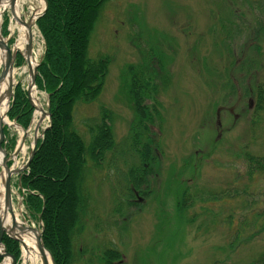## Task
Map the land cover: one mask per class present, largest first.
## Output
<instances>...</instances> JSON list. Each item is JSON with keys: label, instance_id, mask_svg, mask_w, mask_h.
<instances>
[{"label": "rangeland", "instance_id": "rangeland-1", "mask_svg": "<svg viewBox=\"0 0 264 264\" xmlns=\"http://www.w3.org/2000/svg\"><path fill=\"white\" fill-rule=\"evenodd\" d=\"M17 3L24 19L28 4ZM3 14L8 18L4 36ZM11 20L6 9L0 17V34L10 48L18 34H10ZM32 24L36 64L43 41ZM262 27L264 0H110L103 6L87 55L108 56V72L97 100L75 105L73 125L87 143L86 126L95 123L100 108H105L110 112L114 146L90 175L89 214L84 232L75 240L76 249L84 253L73 264H95L99 250L110 246L119 252L115 264H248L264 252V230L258 232L251 224L254 212L264 213V175L248 179L243 156L246 152L264 156V108L253 112L256 86L264 103ZM147 59L151 67L157 63L161 68L153 82L158 115L148 125L158 150L154 170L139 194L127 180L129 167L138 163L130 148L134 115L125 80L128 66L141 67ZM247 59L255 69L247 67ZM14 70L12 95L18 84L26 93L29 76L22 57ZM32 91L45 109L47 96ZM34 114L32 110L23 151L11 158L16 167L29 154ZM7 121V136L14 138L10 153L21 130ZM47 123L45 118L37 135ZM15 183L12 176L13 212L22 223L39 229L28 219ZM241 188L247 191L244 195L211 201V195ZM184 193L188 203H182ZM179 201L184 205L181 211L175 208ZM238 229L243 239L257 232L230 249ZM16 243L22 264V247Z\"/></svg>", "mask_w": 264, "mask_h": 264}, {"label": "trees", "instance_id": "trees-1", "mask_svg": "<svg viewBox=\"0 0 264 264\" xmlns=\"http://www.w3.org/2000/svg\"><path fill=\"white\" fill-rule=\"evenodd\" d=\"M108 1L45 0L46 9L35 20V27L43 41V50L36 66L34 86L47 96L49 122L42 137L37 140L27 169L19 176V184L24 191L21 194L22 205L28 219L36 222V217L40 215L41 243L54 264H73L77 256L84 253V250L76 249L75 240L84 232L89 214L88 181L92 170L100 167L105 154L114 146L110 112L105 108H100L95 123L86 126L87 143L73 125L75 105L96 101L108 72V56L98 55L91 59L87 55L90 36ZM7 20L6 14H3V36L6 34ZM259 31L264 32V27ZM244 62L247 67L254 65L252 59ZM20 63L21 57L17 54L14 65ZM160 74L161 68L157 63L151 67L150 59L141 67L128 66L126 69L125 92L134 115L129 135L130 148L138 163L129 167L127 180L130 188L139 194L142 192L139 188L147 186L148 177L154 170V152L158 150V142L153 140L148 125L158 115L154 98L157 85L153 82ZM253 94L257 97L253 112H257L264 108L260 87L256 86ZM32 110L26 93L19 84L16 85L8 103L7 119L26 129ZM3 133L9 151L14 145V138H8L5 127ZM243 156L248 179L252 175H264V156H254L248 152ZM130 188L127 189V196H131ZM240 190L220 192L210 198L211 201H217L247 192L245 188ZM182 198V203H188L189 197L186 198L185 193ZM127 203L133 204L131 200H127ZM191 205L192 201L186 206ZM183 207L180 201L175 205L177 211ZM261 218L262 222L257 225ZM230 223L226 222L228 226ZM251 224L259 228L258 232L263 231L264 213L254 212ZM256 232L243 239L238 229L234 232L229 248L238 246L242 240L246 242L254 238ZM1 241L7 253L19 261L18 244L4 235ZM118 259L119 252L110 246L99 250L95 255V264H115ZM4 263L7 264L8 260L5 259ZM248 264H264V252Z\"/></svg>", "mask_w": 264, "mask_h": 264}, {"label": "water", "instance_id": "water-1", "mask_svg": "<svg viewBox=\"0 0 264 264\" xmlns=\"http://www.w3.org/2000/svg\"><path fill=\"white\" fill-rule=\"evenodd\" d=\"M6 1L8 2L7 7H8L9 15L12 17V16H14L15 0H0V5L2 2H6ZM42 3H43L42 10L35 16L34 22L39 16H41L43 14L44 10L46 9L45 0H42ZM19 23L22 24L21 21H19ZM25 27L27 28L28 33H27V41H26V44L24 46V57H22L21 54H19V53H16L14 51H10V48L7 44L8 39L7 40L3 39L2 36L0 38V51L4 52V56L6 58V63L3 66V68L0 70V86H1V83L5 79L9 80L12 78L11 75H12L13 70L15 68L14 64H15V57L17 54L19 56H21L25 62L27 60H29V57L31 56L32 50H31V36L29 33V29H30L29 23L25 24ZM37 64L38 63H36V64L34 63L33 67L32 68L28 67V70H27V73L29 76V83H28L27 88H26V97H27L28 104L33 109V111H35L36 108L34 107L33 101L30 97V91L35 89L34 79H35ZM11 86L12 85H9V88H8L7 102H9V100L12 97ZM46 102H47V97H46ZM6 107L7 108L2 115V118L0 117V177H1L0 178V185H1L0 198H1V203H2V209L0 208V264H5L4 263L5 259L8 260L7 264H16L14 257L12 255H10L9 253H7L3 243L1 241L2 237L4 235V236H7L8 238H10L11 240H14V241L20 243V241L17 239L16 236L11 235L15 231L14 229H16L15 224L13 222V214H12L13 208H12V195H11V178H12V176H16V178H17L16 185H17V188L20 189L19 176L21 173H23L27 169V167L31 161V158L34 154L37 140L42 137L44 130L48 126V125L45 126L40 131L39 135H36L37 128L39 127L41 122L45 118H47V121L49 122V107H48V103H46L45 109H42L41 107L37 109L40 117H38V119L36 120V123L33 127V137H32V141H31V145H30L29 154H28L25 162L23 163V165H21L20 167H16L15 165H13L11 163V158H15L17 156V154L21 151V148L23 146V142H24L26 134H27V129L26 130L21 129V127H19L18 125H16L13 122V125L18 127L21 130V137L16 142V145L13 148V150L10 153H8V151L6 149L7 140H6V137L3 133V127L6 126L7 123L2 121L3 118H6V112L8 110V104ZM31 120H32V117H31ZM7 214L10 216V219H9L10 225L8 227H6ZM36 222L39 226V229H36L34 227H30V226H25V227L19 228L18 232L25 231V232H31L34 234L35 242H36V248H37V251L41 257V264H47V262L43 256V251L47 252V250L43 247V244L41 243V238H40L41 232H42L40 215H38L36 217ZM48 255H49L50 263L54 264L53 259L49 253H48Z\"/></svg>", "mask_w": 264, "mask_h": 264}, {"label": "bare ground", "instance_id": "bare-ground-1", "mask_svg": "<svg viewBox=\"0 0 264 264\" xmlns=\"http://www.w3.org/2000/svg\"><path fill=\"white\" fill-rule=\"evenodd\" d=\"M18 0H15V4H14V16H12V22L10 25V34L14 35V33L18 32L17 34V38L14 41V43L12 44L10 51H14L16 53L21 54L22 57H24V46L26 44L27 41V28L25 27V24L29 23L30 25V29H29V33L31 36V40H32V27H33V21L35 16L37 15V13H39V11L42 9L43 7V3L42 0H19L20 2V6L24 5V4H28L27 8L29 10V15H26L24 17V19L21 17L20 11H19V7H18ZM17 3V4H16ZM8 2H2L0 5V17L1 14L8 9L7 7ZM37 5H39L37 7ZM23 7V6H22ZM23 9V8H22ZM19 21L22 22L19 23ZM19 23V24H18ZM0 38H1V34H0ZM4 41V40H3ZM6 63V58L4 56V52L0 51V69L3 68V66ZM26 66L27 69L28 67L32 68L34 65V61H33V56L31 53V56L29 57V60H27L26 62ZM12 73V78H13V74ZM9 79V80H4L1 83L0 86V117L2 118L3 113L6 110V106H7V93H8V88L9 85H12L13 83V79ZM30 97L33 101L34 107L36 108V110L34 111V117H33V121L32 123L36 122V119L39 115V112L37 111L38 108L41 107L39 101L37 100V98L34 97L33 91H30ZM3 122L7 123L8 125H10L7 121L6 118H3L2 120ZM21 135V133H20ZM37 135V133H36ZM21 150L23 151V146L21 148ZM1 178V177H0ZM0 190H1V185H0ZM1 193V192H0ZM0 208L2 209V203H1V198H0ZM12 214H13V222L15 224L16 229H14L15 231L11 234L12 236H16L17 239L20 241V245L22 247V264H41V257L37 251L36 248V242H35V236L33 233L31 232H18V229L21 227H25L28 226L26 224V222L21 221L20 219V215L18 213H14L12 210ZM10 216L7 214V218H6V227H8L10 225ZM43 256L47 262V264H51L50 263V259H49V255L46 251H43Z\"/></svg>", "mask_w": 264, "mask_h": 264}]
</instances>
